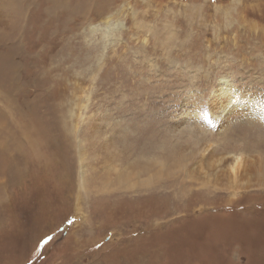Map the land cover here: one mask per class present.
Listing matches in <instances>:
<instances>
[{
	"label": "rangeland",
	"instance_id": "rangeland-1",
	"mask_svg": "<svg viewBox=\"0 0 264 264\" xmlns=\"http://www.w3.org/2000/svg\"><path fill=\"white\" fill-rule=\"evenodd\" d=\"M21 1L0 0L26 83L0 82V264H264V0Z\"/></svg>",
	"mask_w": 264,
	"mask_h": 264
},
{
	"label": "bare ground",
	"instance_id": "bare-ground-1",
	"mask_svg": "<svg viewBox=\"0 0 264 264\" xmlns=\"http://www.w3.org/2000/svg\"><path fill=\"white\" fill-rule=\"evenodd\" d=\"M24 2H26V0L21 1L18 4L16 3L15 12H16L17 15L20 12L24 11V6H23ZM110 20L111 19L106 21V24H107L106 26H107L108 29L106 31L104 30L105 31L104 34H109V33H111V31L113 29H115V27H112V25H110V22H111ZM16 34H17V30H14V32L11 35V37H8V39L12 42L14 50L18 46V44L16 43ZM5 40L7 41V39H5ZM11 53L12 52H11L10 49H6V45L1 46V44H0V77L1 76H3V77H11L8 80L2 79V80H0V82L3 84L4 88H6V92L7 93H12L13 94L15 90H18L20 85L25 87L26 83H24V82L18 83V80H17V78L15 76V70L18 69L17 68L18 66L16 67V62H14L13 60L8 58V57L11 56ZM7 83H11V86H7ZM45 83H46V81L43 80L38 87L42 88L45 85ZM211 97L216 98L218 104H221L222 100L227 101V106L228 107H232V106L236 105L238 103V101L241 99L239 97L238 93L236 92V90L232 86L227 85L225 81L219 83L215 87V89L212 92ZM263 116H264V112H263ZM39 125L42 126L41 124H39ZM27 126L29 127V124ZM32 129H34V128H32ZM35 131H36L35 133L38 132L37 129ZM41 136L44 137V138L47 137L46 139H51V136L46 131V128H42ZM1 149L2 148L0 147V150ZM214 155H215L214 153L209 152L204 159L202 158V160L200 162L201 170H203V171H211V170L215 169L216 171H218V173H222L225 178L227 177L229 179V182L232 183L233 185H235V186L239 185L240 187H243V185L244 186L246 185L241 180V168H242V164H243V158H242V156L240 154H234V155L232 154L233 157L231 156L232 158L230 160L228 158L224 157V156H218V155L214 156ZM2 157L4 158V164H3V167L0 169V173L1 174L5 173L7 170L9 171V169H10L9 157L6 155V153H3ZM164 165L166 166V163H164ZM123 179L124 178H122L121 180H123ZM124 181H123V183H125ZM119 182L122 183L121 181H119Z\"/></svg>",
	"mask_w": 264,
	"mask_h": 264
}]
</instances>
